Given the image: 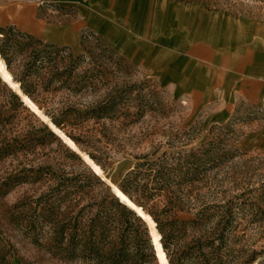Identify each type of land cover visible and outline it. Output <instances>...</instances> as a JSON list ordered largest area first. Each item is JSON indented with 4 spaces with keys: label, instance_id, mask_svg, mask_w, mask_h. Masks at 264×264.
<instances>
[{
    "label": "rangeland",
    "instance_id": "rangeland-1",
    "mask_svg": "<svg viewBox=\"0 0 264 264\" xmlns=\"http://www.w3.org/2000/svg\"><path fill=\"white\" fill-rule=\"evenodd\" d=\"M21 1L39 4L40 17L61 28L81 15L78 3ZM101 2L107 33L93 19L72 44L0 28V57L46 116L0 75V264H108L68 247V227L56 237V222L71 220L81 232L92 219L96 232L125 245L116 264H160L148 222L111 185L120 188L138 163L133 198L161 234L159 221L169 264H264V96L220 99L214 73L191 57L198 46L203 52L212 25L264 26V0ZM106 102V112L93 110ZM93 174L100 180L84 176ZM64 178L71 185L57 195ZM147 238L153 253L143 257Z\"/></svg>",
    "mask_w": 264,
    "mask_h": 264
},
{
    "label": "crops",
    "instance_id": "crops-1",
    "mask_svg": "<svg viewBox=\"0 0 264 264\" xmlns=\"http://www.w3.org/2000/svg\"><path fill=\"white\" fill-rule=\"evenodd\" d=\"M51 1L78 3L81 5V15L71 24L61 28L40 17L39 11L44 12V9L36 2L0 0V28L14 26L20 32L31 34L47 42L71 44L78 40L77 37L81 34L80 28L84 27L85 23L99 21L98 31L107 33L103 30L101 22L105 23L103 20L109 15L102 11L101 0ZM92 4L96 5V9ZM93 19L95 22L92 21ZM235 22L236 28L231 30L224 29L223 24L212 25L207 33L208 40L204 41L203 52H200L198 46L191 57L214 73L211 90L220 99H225L227 94H234L233 100H251L254 96H264V26L262 28L260 22L256 20ZM109 23L112 31H115L118 27L117 22L112 20ZM256 25L258 29H255ZM123 31L121 37L127 35L125 42L133 41H129L132 34L127 30Z\"/></svg>",
    "mask_w": 264,
    "mask_h": 264
},
{
    "label": "trees",
    "instance_id": "trees-1",
    "mask_svg": "<svg viewBox=\"0 0 264 264\" xmlns=\"http://www.w3.org/2000/svg\"><path fill=\"white\" fill-rule=\"evenodd\" d=\"M23 89L28 95L30 96L32 95L30 88L27 89L25 86H23ZM15 96L19 98L17 94H15ZM108 102L98 104L95 108H93V110L97 113L106 112L110 105ZM52 120L54 121L56 125L60 126L61 128L64 127L58 118L52 117ZM50 133L53 134L52 132ZM140 168H141L140 163H138L136 165V168L126 173V175L123 177L122 181L119 184L123 192L128 194V196L132 198L133 200H135L132 194L133 188L140 187L139 186L140 184L135 185L138 176L143 173L140 170ZM153 171H155L154 181L156 184H158L159 181L165 175V170L164 168H159V169H154ZM84 176L85 178H88V180L90 179L100 180L94 174L92 176L91 175L90 176L84 175ZM61 181L62 182L60 183L59 188H57L58 190H56L57 195L61 193L62 189H66L67 187H69L71 185L69 184V182H71L72 180L64 178V179H61ZM79 186L80 184L76 182V188H78ZM141 187L146 190L150 188L148 183L141 184ZM54 193H55V190H54ZM70 193L71 191H66L64 194L60 195V198H65L66 196L70 195ZM157 222H158L157 223L158 228L161 232V241L166 251L167 246H166V243L164 242L165 235H164L162 228L159 226V221ZM67 227L69 231L68 232V236H69L68 247H73L72 249H76V247L80 245L81 249L89 253V255H91V257L97 262H106L108 264H116L124 258L125 245L121 244L120 246H118L117 244H115V241L108 240L104 231L96 232V228H97L96 219H92L90 223L86 226V228L81 229V232L78 231V228H77L78 225L76 226L72 225L71 220L69 223L56 222L55 223L56 237L60 238L61 236H64L65 234L64 232L66 231ZM145 229H146V226H145ZM132 235L136 239V238H139L140 233L138 230H136L132 232ZM121 240L124 241L123 239ZM140 252H141L140 255L143 257H146L153 253L152 245L150 244L148 238L147 240L145 239L142 242Z\"/></svg>",
    "mask_w": 264,
    "mask_h": 264
},
{
    "label": "bare ground",
    "instance_id": "bare-ground-1",
    "mask_svg": "<svg viewBox=\"0 0 264 264\" xmlns=\"http://www.w3.org/2000/svg\"><path fill=\"white\" fill-rule=\"evenodd\" d=\"M0 75L1 77L7 81L13 88H15V90L20 93L22 95V97L24 98V100L26 101V103L37 113H39L40 115H42L45 119L46 116L42 113V111L40 110V108L37 106V104L28 96L26 95L20 88L19 83L16 82L11 74V72L9 71V69L7 68L4 59L0 57ZM50 122V121H49ZM50 125L54 128V130L56 132H58V134H61L62 136H64V138L66 139V141L76 150H79L76 143L69 138L66 134H64V132L59 129L53 122H50ZM82 155L84 156V158L90 163V165L93 166V168L95 169V171L99 174L102 175L103 178L107 179V177L104 175L102 167L100 165H98L88 154L82 152ZM112 188L115 192V194L125 203H127V205H129L131 208H133L141 217H143L149 224L150 226V230L152 233V238H153V242L155 245V249L160 261V264H169V260H168V256L166 254V251L163 247L162 241H161V234L159 233V231L156 228V222L155 220L152 218V216L146 212L144 210V208L137 204L134 200H132L125 192H123L115 183L111 182Z\"/></svg>",
    "mask_w": 264,
    "mask_h": 264
},
{
    "label": "water",
    "instance_id": "water-1",
    "mask_svg": "<svg viewBox=\"0 0 264 264\" xmlns=\"http://www.w3.org/2000/svg\"><path fill=\"white\" fill-rule=\"evenodd\" d=\"M59 135H60V134H59ZM61 137H62V136H61ZM151 238H152V235H151ZM152 243H154V242H153V238H152ZM153 246H154V244H153ZM154 248H155V246H154ZM155 253H156V251H155ZM158 260H159V259H158Z\"/></svg>",
    "mask_w": 264,
    "mask_h": 264
}]
</instances>
